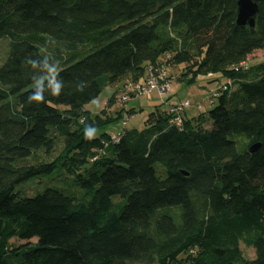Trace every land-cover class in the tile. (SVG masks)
<instances>
[{
  "label": "trees",
  "instance_id": "16d2710c",
  "mask_svg": "<svg viewBox=\"0 0 264 264\" xmlns=\"http://www.w3.org/2000/svg\"><path fill=\"white\" fill-rule=\"evenodd\" d=\"M236 2L0 0V264H264V63L248 59L264 50V0H253V33L236 24ZM41 48L60 60L64 88L28 104L24 60ZM161 69L167 81L176 70L172 79L188 85L222 78L232 88L181 126L155 107L145 129L113 142L103 130L122 117L109 111L118 91ZM116 85L106 109L85 110ZM57 169L83 193L17 197L19 185Z\"/></svg>",
  "mask_w": 264,
  "mask_h": 264
},
{
  "label": "rangeland",
  "instance_id": "374dc122",
  "mask_svg": "<svg viewBox=\"0 0 264 264\" xmlns=\"http://www.w3.org/2000/svg\"><path fill=\"white\" fill-rule=\"evenodd\" d=\"M8 52V46L6 40H0V65L5 61ZM251 66L264 63V50L256 51L248 57ZM173 75H176L174 70ZM172 73H170L171 80L168 83L169 90L159 95L156 91H153L149 96H138L131 98L127 103L119 102L122 94L119 93L121 86H113L105 88L102 93L92 102L85 105V110L92 114H98L100 111L106 109L109 98L118 91L116 95V101L114 106L111 108L110 114L116 115L117 112H122V117L113 124L108 125L103 130L110 136L121 134L123 131H142L145 129V121L148 115L154 111L155 107L160 110H165L169 105L180 103L183 101H189L195 103V101H205L213 90L220 88L225 82L222 78H218L213 82H206L203 78H198L196 83L188 85L184 82L176 81L172 79ZM234 91V90H233ZM232 91V92H233ZM231 92V93H232ZM217 102L215 100V106ZM208 107V109H212ZM206 107L203 108L201 113H205L208 110ZM128 110H134V114L131 116L126 115ZM189 115H198V111L194 108L187 110ZM128 116V117H127ZM206 129H209V125H204ZM242 137H234L233 139L237 142V150L242 151V147L239 143ZM61 146L58 145L55 153L50 158H46L41 153L38 154L40 161H51L56 155L60 153ZM29 163H33V159L29 160ZM46 189H54L64 193L65 195L73 196L76 192H81L73 183V177L68 176L63 170H55L52 174L42 175L37 178L31 179L30 181L19 185L15 193L18 198H32L41 193ZM113 202L121 201L119 197H113ZM14 245H21L26 242L12 240ZM31 243H36L33 239ZM240 250L246 259H254V251L251 248H247L242 243L240 244ZM126 264H148L146 262H127Z\"/></svg>",
  "mask_w": 264,
  "mask_h": 264
},
{
  "label": "built area",
  "instance_id": "2783aa9c",
  "mask_svg": "<svg viewBox=\"0 0 264 264\" xmlns=\"http://www.w3.org/2000/svg\"><path fill=\"white\" fill-rule=\"evenodd\" d=\"M249 68L248 62L241 63L238 67L234 68V71ZM169 81L166 80V72L164 69L156 71L155 73H149L147 79L142 84H129L125 87V92L121 95V103H127L131 98L138 96H149L153 91H156L159 95L169 90ZM232 88V81L226 80L225 83L213 90L208 98L203 102H197L195 104L189 101H183L180 103L171 104L166 110V114L170 117V123L175 126H181L183 124V117L187 110L194 108L196 111H202L204 107H210L214 104L215 100L222 93L230 92ZM120 134L111 136L113 142H117Z\"/></svg>",
  "mask_w": 264,
  "mask_h": 264
},
{
  "label": "clouds",
  "instance_id": "9594fccd",
  "mask_svg": "<svg viewBox=\"0 0 264 264\" xmlns=\"http://www.w3.org/2000/svg\"><path fill=\"white\" fill-rule=\"evenodd\" d=\"M42 54L38 58L26 57L24 64L30 66L32 69V85L31 92L27 96V103H36L39 105L45 100V94L58 97L61 95L64 88V82L60 78V72L62 71L60 60L56 59L47 48H41ZM84 82H80L76 85L77 91L84 90ZM98 133V129L93 125H86L84 130V136L86 140L95 139Z\"/></svg>",
  "mask_w": 264,
  "mask_h": 264
},
{
  "label": "water",
  "instance_id": "95a60500",
  "mask_svg": "<svg viewBox=\"0 0 264 264\" xmlns=\"http://www.w3.org/2000/svg\"><path fill=\"white\" fill-rule=\"evenodd\" d=\"M258 14V7L253 0H237L236 2V24L238 26H247L253 33L255 19ZM259 149V144L250 146L249 152L256 153Z\"/></svg>",
  "mask_w": 264,
  "mask_h": 264
},
{
  "label": "crops",
  "instance_id": "0c3cea01",
  "mask_svg": "<svg viewBox=\"0 0 264 264\" xmlns=\"http://www.w3.org/2000/svg\"><path fill=\"white\" fill-rule=\"evenodd\" d=\"M224 80V82L226 81L225 79H223ZM206 82H210V80H206ZM198 101H195V103H197ZM195 103H193V104H195ZM134 111V110H133ZM186 116L187 117H192V116H194V115H189L188 114V112L186 111Z\"/></svg>",
  "mask_w": 264,
  "mask_h": 264
}]
</instances>
